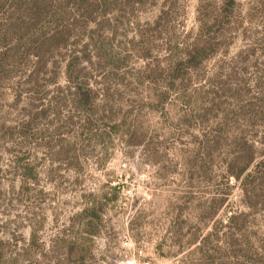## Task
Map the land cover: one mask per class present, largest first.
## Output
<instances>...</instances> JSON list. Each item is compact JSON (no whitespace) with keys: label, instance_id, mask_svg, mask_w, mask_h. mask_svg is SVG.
<instances>
[{"label":"rangeland","instance_id":"obj_1","mask_svg":"<svg viewBox=\"0 0 264 264\" xmlns=\"http://www.w3.org/2000/svg\"><path fill=\"white\" fill-rule=\"evenodd\" d=\"M109 2L0 0V264H264V0L196 69L199 0Z\"/></svg>","mask_w":264,"mask_h":264},{"label":"trees","instance_id":"obj_2","mask_svg":"<svg viewBox=\"0 0 264 264\" xmlns=\"http://www.w3.org/2000/svg\"><path fill=\"white\" fill-rule=\"evenodd\" d=\"M82 2H85L87 6L91 5H107L111 4L109 0H81ZM134 3L133 0H123V3L129 4ZM235 0H222L221 3L216 7L217 9H210L211 3L208 2V0H199L198 7H197V22H198V30L195 33L194 40L188 41V38L190 35H185L183 37V47H175L174 50L177 53V57L179 60V63L181 65H184L187 68L196 69L198 68L201 63L208 59L209 57L213 56L218 50H219V43L216 42L215 33L213 32V25H210V20L213 17L216 16H227L230 15L231 10L228 9V4H233ZM215 12V14H213ZM173 14V7L170 5L167 7H163L156 19L154 20L155 26H161L163 24H167L170 21V18ZM213 15V16H212ZM39 18L37 17L36 20ZM152 29V28H151ZM99 28H95L94 31L98 32ZM94 31H91L94 33ZM103 34L101 33L100 36ZM144 56H148L147 52L143 54ZM73 61V60H72ZM71 63L69 62L67 64L66 72H67V78L69 82L76 83L77 85H80L78 81L74 80L75 77L72 76L73 67ZM79 91L77 94V105L80 108H87V104L90 100L88 91L89 89L81 88L80 86L77 87ZM253 161L252 156H242L240 154H237L234 156L232 160H230L226 166V171L229 176H233L236 179L241 176L242 173L247 169V167L250 165V163ZM259 168L264 174V160L259 162ZM97 211V205L95 203H92L90 206L84 208L83 213L84 214H91L93 215ZM74 245L75 242H72ZM73 253L80 254L82 258L83 253H85L83 250H75L72 249Z\"/></svg>","mask_w":264,"mask_h":264}]
</instances>
